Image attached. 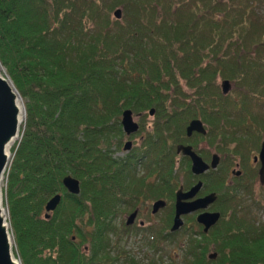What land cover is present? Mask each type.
<instances>
[{
	"label": "trees",
	"instance_id": "16d2710c",
	"mask_svg": "<svg viewBox=\"0 0 264 264\" xmlns=\"http://www.w3.org/2000/svg\"><path fill=\"white\" fill-rule=\"evenodd\" d=\"M0 65L26 112L4 189L21 264H264V212L240 215L224 183L264 140V0H0ZM151 108L140 146L114 157L122 111L141 114L142 130ZM193 119L205 135L186 136ZM178 144L206 160L220 155V187L210 171L203 190L217 192L221 217L165 263L155 257L161 243L189 232H169L177 167L187 187L194 177ZM67 174L80 181L79 195L63 187ZM55 194L61 201L45 218ZM156 199L170 211L161 228L135 229L153 252L137 258L121 244L132 226L115 219Z\"/></svg>",
	"mask_w": 264,
	"mask_h": 264
},
{
	"label": "water",
	"instance_id": "95a60500",
	"mask_svg": "<svg viewBox=\"0 0 264 264\" xmlns=\"http://www.w3.org/2000/svg\"><path fill=\"white\" fill-rule=\"evenodd\" d=\"M116 18L121 17V10L114 11ZM231 88L228 80L221 82V89L224 94H227ZM21 100L20 94L13 85L12 81L6 76L0 66V264H21V262L15 257L13 253V238L7 222L5 209L3 208V193L2 182L7 172L8 165L10 164L11 154L10 148L15 141L20 137L21 126L24 123V107L19 103ZM154 114V109L151 108L149 115ZM121 125L123 132L126 135L135 133L139 125L134 120L133 112L130 109H125L121 114ZM193 132L205 134L206 130L204 124L200 119H193L186 127V135L191 136ZM132 147L131 141H126L123 148L124 150H130ZM176 152L181 153L184 156H188L191 160V171L195 175H200L206 172L208 169H215L219 156L213 154L210 163H206L203 159L192 149L191 145H178ZM255 157L254 159H256ZM260 160V168L258 170L259 180L264 183V140L261 142V146L258 153ZM239 174V172H237ZM63 186L69 193L79 194L80 183L79 180L70 174L66 175L62 179ZM202 187V181H198L188 191L184 192L180 187L176 192L175 197V212L172 220L170 231L178 230L184 223L182 216L194 213L201 209H206L210 204L216 200L215 193H209L203 197L195 198ZM61 200L60 194L52 196L45 204V218L50 217V212L54 211ZM166 202L163 199L155 200L152 204L151 212L155 214L159 209L165 207ZM136 217V211L131 213L126 220V224H132ZM220 218L219 212L204 211L196 216V221L203 226V231L207 232L211 226L216 224ZM142 224V222H141ZM216 252L208 255L209 259H215Z\"/></svg>",
	"mask_w": 264,
	"mask_h": 264
},
{
	"label": "rangeland",
	"instance_id": "374dc122",
	"mask_svg": "<svg viewBox=\"0 0 264 264\" xmlns=\"http://www.w3.org/2000/svg\"><path fill=\"white\" fill-rule=\"evenodd\" d=\"M1 69H2V72L6 75L5 69L3 67H1ZM140 118H141V116H138V117L135 116L134 120L139 121ZM146 119L148 121L145 122L144 129L140 130V128H139V130L136 133H134V134H132L130 136H125L124 135L125 138H124L123 144L127 140H130L133 143L134 147L140 146V144L142 142V139H143V137L145 135V132L147 130H149L151 128V126H152L153 116H149L148 115ZM22 127L23 128L25 127V122L23 123L21 128ZM19 140L20 139H18L17 141H19ZM123 144H122V146L120 148H116V147L112 148L114 157L123 158L129 153V152L125 153V151L123 150ZM11 148H12V146H11ZM11 148H10V154H11V159H12L13 153L11 151ZM199 148L203 149L204 151L209 150L208 148H206L205 144H201L199 146ZM10 164H11V162H10ZM10 164L8 165L7 172L9 170ZM7 172H6V174H7ZM6 174H5L4 180L2 182V193H3V204H4L3 208L5 209V214H6L7 222H8V225H9L8 209H7L6 205H5V197H4V189H5V186H6ZM203 174H206V172H204ZM199 178L204 181L203 175L200 176ZM177 180H178V186L180 184H183V186L185 188H187V186H186V174L185 173L184 174L179 173V168L178 167H177ZM255 182H256L255 185L253 184L254 188H253L252 196L244 197V198H247V199L244 202L242 201V204L239 202L238 212H239L240 215H245V216L246 215H252V216H254V218L256 217L257 219H259V218H262L260 209H259V207H257V209H256L253 203L254 202L255 203L259 202V201H261L264 198V191L260 187L259 182L257 180ZM204 186H205V184H204ZM204 186H203V189H204ZM200 193L202 195V193H204V190H202ZM149 203L150 202H146L145 201L144 203L141 202L138 205V207L140 208V210H142V212L141 213L139 212V214L136 217V220H135L134 224L131 225L132 226V231L130 232L131 235H129L127 237L122 235V238H123L121 240L122 246L124 247V249L129 251L131 254L136 255L137 258H142V257H144V255H147V256L152 258L153 252H152V250L150 248L146 247L145 244L142 245V242H143L142 239H144L146 237H144V235H141V233L134 234L133 232L135 231V229L138 226H142L144 228H148V227L150 228L151 227L153 229L161 228L164 225L163 223L167 219L168 213L170 211V207L167 205L165 208L159 210L156 214H151V205ZM215 205H216V203L213 206H211V208H209V209H212L213 211L214 210L219 211V210L216 209ZM217 207H220V206L217 205ZM129 212H131V211L125 212L124 214L122 213V214H120L119 216L116 217L115 222H116L117 226H122L123 223L125 224V219H126V216L128 215ZM197 213L198 212H195V213H192L191 215H187V216H183L182 217V219L184 221V224H183V226L181 228H183L185 226V227H187V229H189V232L186 233L185 235H178L173 246H167L165 242H162L161 246L164 247V249H166V251L165 252L162 251V253L161 252L160 253H156L155 257L157 259L159 257H163L164 262L167 263V262H169L168 257H167L169 253L171 255L174 253L176 255L175 259H179L180 258V254H181V246L184 245L183 243L186 241V239H187V237L189 235H192L194 238H198V239L201 238L198 232H199V230L202 231V226L198 225L196 220H195V223H197V225H196L197 228L189 227V225L191 224V222L189 221V218L190 217L191 218L195 217ZM44 215H45V213H44ZM139 220L144 221V224L140 225L139 224ZM171 223H172V220H171L170 224ZM9 229H10V225H9ZM177 231L181 232L180 229L177 230ZM11 235H12V233H11ZM12 238H13V236H12ZM13 253L15 255V246H14ZM18 260L20 261V259H18Z\"/></svg>",
	"mask_w": 264,
	"mask_h": 264
},
{
	"label": "flooded vegetation",
	"instance_id": "af4514ba",
	"mask_svg": "<svg viewBox=\"0 0 264 264\" xmlns=\"http://www.w3.org/2000/svg\"><path fill=\"white\" fill-rule=\"evenodd\" d=\"M212 153H214V152H212ZM212 153L210 154V157H209L208 160L204 159L201 154H200V156L206 162H209L211 160ZM255 157H257V158L254 159ZM188 159H189V157H188ZM189 161H190V159H189ZM219 166H220V162L218 163V165L216 167L215 174L212 175L214 184L217 186V188L220 187V183H221V179H222L221 178V175H220V171H219ZM259 168H260V160L258 158V152H257L255 154H252V156H251V162H249V164H247L246 167H243V165L241 166L239 164V162H235L234 166H232L229 169V174H228L229 176L224 179V183H225V185H227V186L230 187L229 190L236 191V193H237V196H235L236 197V202H238V203L240 202L242 204V201L244 202L247 199V198H244V197H248V196L250 197V196H252V192H253V188H254L253 187V184L255 185V183H256L255 181L256 180L259 182L260 187L264 191V184H262L260 182V180H259V174H258ZM245 169H248V172ZM244 171L246 172V174H245ZM237 172H239V174H237ZM191 174H192V172H191ZM192 176H194L195 178H197L193 174H192ZM194 177L192 178V182L190 183V185L187 188H185L183 186V184H180L178 186V188L174 192V200H175L176 192H177V190L180 187H182V190L184 192H186L192 186L195 185V183L198 181V179H194ZM201 191L198 192V194L194 197V199L195 198H199V197H203V196L207 195V193L206 194L202 193V195H201V193H200ZM152 203H153V201H151L149 203L151 205V208H152ZM253 204H254V206H255L256 209H257V207H259L260 212H264V198L261 201H259V202H256V203L254 202ZM211 206L212 205H209L206 210H199L198 213H201V212H204V211L213 212L212 209H209V208H211ZM135 210L137 212V214H136V217H137V215L139 214V212L141 213L142 210H140L139 207H136V208H134V210H131V212H133ZM214 211H216V210H214ZM131 212H129V213H131ZM173 212H174V209H173ZM139 222H140V220H139Z\"/></svg>",
	"mask_w": 264,
	"mask_h": 264
},
{
	"label": "bare ground",
	"instance_id": "6f19581e",
	"mask_svg": "<svg viewBox=\"0 0 264 264\" xmlns=\"http://www.w3.org/2000/svg\"><path fill=\"white\" fill-rule=\"evenodd\" d=\"M22 100H19V103H20V105L22 106ZM24 106H22V108H23ZM24 116H25V114H24ZM24 119H25V117H24ZM24 121V120H23Z\"/></svg>",
	"mask_w": 264,
	"mask_h": 264
}]
</instances>
